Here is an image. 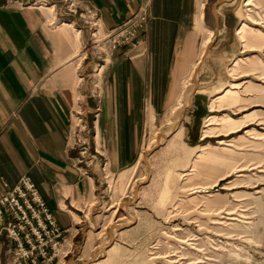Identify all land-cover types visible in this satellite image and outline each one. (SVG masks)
<instances>
[{"label":"crops","instance_id":"obj_1","mask_svg":"<svg viewBox=\"0 0 264 264\" xmlns=\"http://www.w3.org/2000/svg\"><path fill=\"white\" fill-rule=\"evenodd\" d=\"M207 1L0 0V178L13 186L28 177L73 240L87 222L78 207L99 198L109 176L133 170L142 160L145 128L166 111L175 82L195 63L199 42L207 35L201 56L211 34L237 26L230 10L237 0H218L211 8ZM141 8L147 16L143 34L105 59L96 56L91 33L104 38ZM245 43L240 53L260 47ZM236 59L233 77L255 74L264 80L259 56L248 59L246 68ZM241 84L213 87L221 93L210 100L209 111L242 110L236 90ZM243 89L257 94L254 106L264 105L263 84ZM257 116L251 111L233 122L223 116L218 136L244 129L250 119L257 125ZM11 245L0 230V264H14Z\"/></svg>","mask_w":264,"mask_h":264},{"label":"rangeland","instance_id":"obj_2","mask_svg":"<svg viewBox=\"0 0 264 264\" xmlns=\"http://www.w3.org/2000/svg\"><path fill=\"white\" fill-rule=\"evenodd\" d=\"M230 10L237 26L211 34L201 56L207 35L199 42L200 63L175 82L166 111L145 128L139 164L109 176L104 193L78 207L87 222L60 264H264V105L254 106L257 94L243 89L264 80L235 78L232 66L239 58L246 68L255 56L264 63V0H237ZM100 39L91 33L90 45ZM243 40L260 47L240 53ZM107 47L93 51L103 56ZM220 82L242 83L236 88L242 110L209 111ZM251 111L261 119L257 125L250 119L244 129L218 136L223 116L233 122ZM74 123L76 140L77 116Z\"/></svg>","mask_w":264,"mask_h":264},{"label":"built area","instance_id":"obj_3","mask_svg":"<svg viewBox=\"0 0 264 264\" xmlns=\"http://www.w3.org/2000/svg\"><path fill=\"white\" fill-rule=\"evenodd\" d=\"M146 23V12L141 8L126 25L92 43L101 49L108 46L102 52L105 59L111 52L132 45L138 38L137 34L144 32ZM0 182L3 187L0 195V230L12 244L8 252L13 262L53 264L55 260L71 255L73 237H65L70 234L69 230L59 226L33 182L26 176H21L13 186L2 178Z\"/></svg>","mask_w":264,"mask_h":264}]
</instances>
